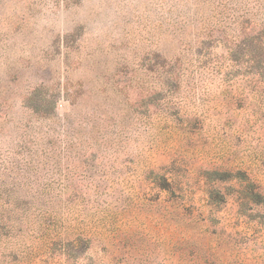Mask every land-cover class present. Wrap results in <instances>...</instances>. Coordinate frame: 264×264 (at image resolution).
<instances>
[{
  "label": "rangeland",
  "instance_id": "1",
  "mask_svg": "<svg viewBox=\"0 0 264 264\" xmlns=\"http://www.w3.org/2000/svg\"><path fill=\"white\" fill-rule=\"evenodd\" d=\"M0 264H264V0H0Z\"/></svg>",
  "mask_w": 264,
  "mask_h": 264
}]
</instances>
